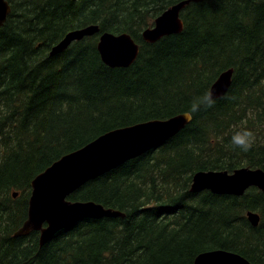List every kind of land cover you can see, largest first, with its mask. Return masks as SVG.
Masks as SVG:
<instances>
[{"label": "trees", "instance_id": "1", "mask_svg": "<svg viewBox=\"0 0 264 264\" xmlns=\"http://www.w3.org/2000/svg\"><path fill=\"white\" fill-rule=\"evenodd\" d=\"M184 0H8L0 28V264H194L224 250L264 264V192H191L198 172L264 170V0H204L182 13L183 31L149 44L143 32ZM100 34L51 58L72 30ZM103 33L129 34L135 63L111 68ZM234 70L228 93L163 147L88 182L71 202L126 218L85 219L41 247L15 238L28 217L33 180L63 156L113 130L182 115L195 96ZM256 135L247 153L234 131ZM18 197L14 198V194ZM260 215L253 227L247 213Z\"/></svg>", "mask_w": 264, "mask_h": 264}, {"label": "water", "instance_id": "2", "mask_svg": "<svg viewBox=\"0 0 264 264\" xmlns=\"http://www.w3.org/2000/svg\"><path fill=\"white\" fill-rule=\"evenodd\" d=\"M202 0H184L166 10L155 21V26L142 34L143 40L154 44L162 38L183 31L181 13L192 3ZM7 0H0V28L11 14ZM100 34L98 25L70 31L50 50V56L63 54L74 42ZM98 51L104 64L111 68H128L138 58L140 47L128 34L104 33L98 42ZM234 70L221 74L211 91L223 98L232 84ZM191 123V122H190ZM190 123L183 114L168 120H154L113 130L102 135L78 151L55 162L32 182L27 220L15 232V238H27L39 233L41 247L59 232L70 229L85 219L126 218V214L107 209L94 202H71L68 198L88 182L122 166L128 161L163 147ZM255 187L264 192V170L242 168L233 174L227 172H198L194 175L191 192L210 191L216 195L243 196ZM14 194V198L18 197ZM247 218L253 227L260 224V215L249 211ZM194 264H251L243 256L224 250L199 254Z\"/></svg>", "mask_w": 264, "mask_h": 264}, {"label": "clouds", "instance_id": "3", "mask_svg": "<svg viewBox=\"0 0 264 264\" xmlns=\"http://www.w3.org/2000/svg\"><path fill=\"white\" fill-rule=\"evenodd\" d=\"M217 99L218 97L212 91H207L202 95L193 97L190 106L183 113L186 123H190L194 116L201 110H208L215 107ZM255 143L256 135L248 128L236 130L231 136V145L245 153L251 151Z\"/></svg>", "mask_w": 264, "mask_h": 264}, {"label": "bare ground", "instance_id": "4", "mask_svg": "<svg viewBox=\"0 0 264 264\" xmlns=\"http://www.w3.org/2000/svg\"><path fill=\"white\" fill-rule=\"evenodd\" d=\"M183 19V18H182ZM86 28V27H85ZM81 29H83V28H81ZM58 56V55H57ZM57 56H54V57H57ZM51 58H54V57H52V56H50ZM66 156V155H65ZM64 157V156H63ZM30 200V199H29ZM29 209V208H28ZM202 254V253H201Z\"/></svg>", "mask_w": 264, "mask_h": 264}]
</instances>
